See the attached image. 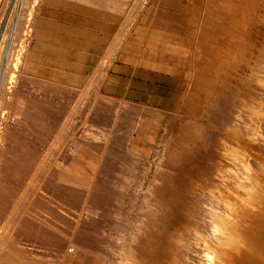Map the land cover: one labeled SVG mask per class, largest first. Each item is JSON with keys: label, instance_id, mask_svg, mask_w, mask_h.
<instances>
[{"label": "rangeland", "instance_id": "1", "mask_svg": "<svg viewBox=\"0 0 264 264\" xmlns=\"http://www.w3.org/2000/svg\"><path fill=\"white\" fill-rule=\"evenodd\" d=\"M0 50V264H195L264 159V0H0Z\"/></svg>", "mask_w": 264, "mask_h": 264}, {"label": "bare ground", "instance_id": "2", "mask_svg": "<svg viewBox=\"0 0 264 264\" xmlns=\"http://www.w3.org/2000/svg\"><path fill=\"white\" fill-rule=\"evenodd\" d=\"M249 11L251 12V8ZM0 57H1V53H0ZM15 62H17V60ZM14 76H15V71H12L10 73V80H8L10 84L12 81H15L13 80ZM6 79H7L6 78V68L4 66H1L0 67V88L6 83ZM260 112H261L260 107H252L251 109V113L253 114V116L260 115ZM13 118H12V121H14ZM0 119L2 120L1 123L3 122L5 123L7 121L6 117L3 115L1 116ZM255 129L257 130V128ZM258 131H259V128L257 132ZM250 133H252V129ZM255 134H256V131H255ZM244 137L243 139L245 140H248L249 138L248 137L246 139ZM0 139H1V134H0ZM254 141H256V139H254ZM254 141H251L252 143H249L250 141L244 142L241 148L239 147L238 149H236V155L234 158L237 159L236 162L239 161L241 163L240 165L242 167L241 172L243 173L244 176L242 175L243 177L241 176L242 177L241 182L239 181V183H236L235 187L229 189L228 194L224 195V197L221 199L222 200L221 202H223L222 204H224L222 205L224 206V211L220 212L216 210L215 212L214 209H212V211L215 212L213 214V218L211 217L212 218L211 228L213 230V235L212 236L205 235L203 237H200V239H198V241L200 240L202 241L201 246L203 247V249H202V253H200L201 256L198 255V257H200L199 260L195 264H264V238H263L264 234H262V232H264L262 230L264 226V159L259 155L261 157V158L259 157V159L257 158L258 163H259V168L258 169L251 168L250 162H249L250 161L249 156L252 151H250L249 149L250 148L251 150L255 148L257 149V146ZM240 142H243V141H240ZM244 145H246L247 147ZM254 152L255 151H253L252 155H255ZM235 169H238V168H235ZM232 172H236V171L232 169ZM232 174L230 173V175ZM219 195H221V193H219ZM216 199L219 200L218 198ZM209 215H210V211H209L208 216ZM207 224H209V222ZM197 249L199 250V248ZM66 252H68L67 249H66Z\"/></svg>", "mask_w": 264, "mask_h": 264}]
</instances>
